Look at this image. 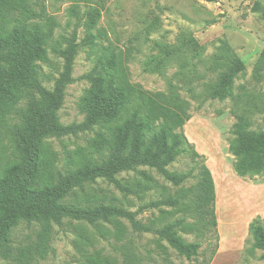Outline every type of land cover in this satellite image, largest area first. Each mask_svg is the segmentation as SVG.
<instances>
[{"label": "trees", "instance_id": "1", "mask_svg": "<svg viewBox=\"0 0 264 264\" xmlns=\"http://www.w3.org/2000/svg\"><path fill=\"white\" fill-rule=\"evenodd\" d=\"M43 10L41 0H0V130L13 146L8 162L0 155V258L23 260L33 254L45 257L53 226L62 225L65 219L98 225L101 221L124 218L136 232L157 235L165 258L168 252L162 241L180 256L195 261L193 264H210L219 246L212 173L203 161L187 172L169 169L183 154L193 160L201 158L183 133L191 118L188 102L174 91L151 93L132 84L117 57L102 53L81 76L92 91L84 119L62 123L59 110L68 86L76 81L73 70L80 43L75 29L70 36L47 46L45 34L33 23L43 17ZM85 17L84 25L91 30L100 18V11H87ZM93 39L88 35L85 42ZM156 44L158 52L146 59L145 67L149 73L162 76L172 64L180 68L189 66L190 53L200 49L196 38L185 32L179 35L176 45L162 41ZM48 49L63 61L52 88L43 82V65L53 64ZM259 69L264 70V47ZM244 70L243 61L232 55L227 69L216 82L207 85L208 95L213 99L230 96L235 78ZM87 132L96 134L106 155L94 158L91 153L76 150L61 164L60 153L49 140ZM232 134L235 138L230 152L237 158L236 174L264 175V131H251L237 123ZM142 166L155 169L176 187H183L195 178L197 182L176 194L168 193L160 200L146 203L141 209L160 211V217L146 222L137 219L139 211L132 212L115 202L82 204L73 198L77 190L99 179L124 193H138L139 185L123 182L118 176ZM175 211L182 215L176 217ZM21 223L39 225L38 239L15 249L12 235ZM182 233L209 241L210 257L200 261L202 243L188 241ZM250 233L253 247L263 252L260 258L264 259V223L254 220ZM211 241H215L214 246ZM89 261L114 264L116 260L98 254ZM143 261L136 252L128 251L122 264H143Z\"/></svg>", "mask_w": 264, "mask_h": 264}, {"label": "rangeland", "instance_id": "2", "mask_svg": "<svg viewBox=\"0 0 264 264\" xmlns=\"http://www.w3.org/2000/svg\"><path fill=\"white\" fill-rule=\"evenodd\" d=\"M42 18L33 23L45 34L47 46L78 33L79 53L75 60L76 81L69 85L65 101L59 110L61 122H81L86 115L87 101L92 96L89 83L81 76L95 64L97 56L108 53L117 57L129 81L151 93L174 91L188 102L191 118L183 133L201 158L193 160L181 155L169 166L171 171L187 172L200 166L210 169L216 193L218 248L210 264H264L262 251L253 247L250 225L254 220L264 223V175L241 177L236 174L237 158L230 152L235 136L232 128L237 123L251 131H264V70L259 69V58L264 47V0H41ZM100 11L93 29L84 25L87 11ZM193 35L200 49L190 53V65L180 68L172 64L166 73H149L145 67L148 57L158 52L157 41L178 44L181 33ZM88 35L93 41L86 43ZM49 51L53 64L43 65V82L52 88L62 70L63 61ZM232 55L245 64V70L235 78L232 94L211 98L207 85L217 81L227 69ZM259 70V71H258ZM60 153L61 164L66 157L79 150L94 158L107 151L97 142L94 132L49 140ZM12 143L0 130V155L8 162ZM198 169L195 170L197 174ZM123 182L140 186L141 192L124 193L113 184L99 179L77 190L74 199L82 204L97 202L117 203L132 212L139 211L137 219L144 222L160 217L155 208H143L168 193L176 194L182 188L194 186L197 178L176 187L155 169L142 166L136 171L122 172ZM182 212L175 211L179 217ZM172 218V217H171ZM40 226L21 223L12 235L15 249L36 242ZM188 241L202 243L198 259H208L211 247L204 238L182 233ZM208 237V236H206ZM157 235L138 233L124 218L101 221L98 225L65 219L54 225L47 255H30L23 260H5L0 264H90L96 255L122 264L125 253L136 252L143 264H193L195 261L180 256L166 241L168 258L159 246ZM214 246L215 241H211ZM197 262V260H196ZM113 264V262L111 263Z\"/></svg>", "mask_w": 264, "mask_h": 264}]
</instances>
